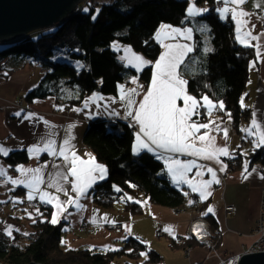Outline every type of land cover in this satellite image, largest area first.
<instances>
[{"label":"trees","instance_id":"obj_1","mask_svg":"<svg viewBox=\"0 0 264 264\" xmlns=\"http://www.w3.org/2000/svg\"><path fill=\"white\" fill-rule=\"evenodd\" d=\"M91 3L92 0L86 1L88 11L79 7L52 29L33 32L8 44L0 43V67L6 58L15 56L35 63L43 70L40 83L24 96L25 102L50 97L72 106L93 93L116 96L118 85H129L136 76L147 86L152 77V66L140 73L125 67L112 44L130 45L137 54L154 63L161 52L154 38L155 32L165 24L193 28L195 50L190 56L198 63L185 72L188 93L198 99L206 95L214 102L222 101L225 111L216 108L214 116L225 120L228 118L226 113H231V125L236 132L240 124L249 120L250 109L241 106V98L255 52L240 46L234 33L226 30L215 11V0H196L198 6L206 4L210 11L195 20H185L187 0H113L101 5L98 13ZM93 16H96L95 20ZM201 25H207L209 31H198ZM205 48L211 51L205 53ZM58 57L65 60L60 61ZM77 62L83 68L78 69ZM200 113V120L208 117L204 110ZM85 132L83 143L96 160L106 166L108 173L106 180L91 189L90 195L96 206L111 209L120 201L118 198L127 193L137 201L146 198L154 206L176 212L187 210L188 195L173 185L163 162L146 152L133 155L134 130L128 123L98 118L89 123ZM250 157L252 162L264 164L263 149L256 150ZM2 159L15 168L25 164L28 156L15 151ZM113 185L122 192H114ZM15 194L23 195V192L18 189ZM124 205L132 214L141 212L140 203L124 200ZM38 208L43 215L35 217L30 235L19 232L11 237L4 235L0 221V264H118L114 262L117 256L136 260L142 252L147 253V261L151 264L162 261L158 253L137 239L127 240L123 248L115 252L68 250L61 243L65 223H48L52 208L45 205ZM136 251L138 256L133 257L132 253Z\"/></svg>","mask_w":264,"mask_h":264},{"label":"crops","instance_id":"obj_2","mask_svg":"<svg viewBox=\"0 0 264 264\" xmlns=\"http://www.w3.org/2000/svg\"><path fill=\"white\" fill-rule=\"evenodd\" d=\"M195 6L199 8H208L206 4L198 6L196 0ZM244 8L250 13H255L250 20V25L254 24L256 26L253 30V34L264 32V23L257 18L264 15V8H254L252 0L244 5ZM220 21L223 22V26L226 30L234 33L235 37V24L231 18L229 17L225 20L220 19ZM163 31L166 30H162V33ZM192 36L194 37V31ZM161 40L165 44L177 42L164 37L163 34ZM155 41L158 43L156 39ZM179 42L192 43L194 45L193 39L191 42L179 39ZM252 43H257V41H253ZM260 43L264 44V39H262ZM158 44L160 45L161 52L164 51L161 43ZM238 44L242 46L240 43ZM116 45L121 48V51L118 52L119 56L125 55L123 51L125 47L130 48L133 53L137 54L130 45ZM251 49L254 50L253 48ZM138 55L140 54L138 53ZM123 62L124 64L127 63V61ZM252 62H255V64L251 69L248 66L249 75L243 95L244 107L250 109L251 115L247 122L240 124L237 132L233 125H231L229 118L220 120L218 117L214 116L215 109H213L211 114H207L208 117L205 120H200L199 116L193 117L198 123L213 121L215 124H220L221 128L226 127L228 129L227 142H225L223 138L222 131L213 130L209 132V135L216 137L217 146L224 147L226 144L229 151L232 152L233 158L229 159L228 157L221 156V165L195 157H179L182 160L196 159L198 164L207 165L216 171V178L219 180V183L212 184L208 189L211 195L201 202L198 193L191 192V189L188 188L186 184H181L179 186L173 184L178 189L189 193L187 197V210L176 212L169 208H163L157 205L154 206L145 198L141 202L146 203H140L141 212L139 214H132L126 209L124 201L115 202L111 209H104L96 206L93 203L92 195H90V189L88 198L81 200V203L84 205L82 211L78 213L75 208H70L69 211L72 215H69L67 219L61 218L59 213L57 215L59 220L58 223L61 221L65 223L62 228L63 233L61 239L65 242L64 245L68 250H95L104 253L106 251H111L106 250L104 245H108L112 249L120 250L127 240L137 239L142 245L158 253L159 256H161L159 253L161 251L166 261L165 264H216L218 257L240 254L246 247L253 244L254 235L252 228L259 216L260 198L264 189V179L260 178L261 166L263 163L252 162V157H250L251 154L247 156L249 151L255 152L256 150L253 151V145L251 143L252 138L246 137L245 133L241 132V129L249 127L253 112L257 114L258 118L264 119V60L256 62L255 55L250 63ZM133 69L135 70V68ZM42 77L43 70H40L35 63H31L22 57L10 56V58H6L2 62V66L0 67V143L13 149L10 153L19 151L26 154L28 160L25 164L19 165L24 166V168H41L43 177L47 181L49 174L56 171V169L52 167V164L62 165L64 163L63 160L58 157H51L46 152H41L38 156L33 155L30 158L27 149L30 146L41 143V137L47 136L49 125L54 126L52 130L55 135L52 138L56 141L57 149L63 140L71 135L74 137V139H71V144L74 146L73 151L82 159L88 160L89 156H87L86 153L91 154V157L95 158L94 154L87 148L85 143H83V137L90 122L98 118L108 121L121 120L128 124L129 121L120 118L123 116V108L118 100L119 92H117L116 96H103L99 93L97 94L105 98H116L117 103L111 104V108L120 112V117L108 115L107 111L103 108L105 103H109L107 100L97 101V103L101 105L100 108H97L96 104L91 103L88 108H85L84 101L93 94L88 95L81 102L76 105L73 104L72 106L70 104L68 106H60L59 101L50 97L44 100H34L32 103L25 102L24 96L40 83ZM138 83L142 85L140 80H138ZM147 86H144L145 91ZM124 87L133 88L136 87V85L130 81L129 85H124ZM70 96L72 95L70 94ZM141 98L142 97H137L138 100ZM20 103H22V105H20ZM178 104L179 106H183L182 101H178ZM61 107L64 109L63 111L59 110ZM73 109H82V111L76 112L73 111ZM200 110L206 112L204 108ZM18 111H21L20 117L14 115V113ZM28 113L35 114L32 120L24 119V116ZM89 113L93 114L91 118H88ZM40 118H43V120ZM43 121H47L48 125H45ZM72 124H75L76 127L71 129L69 133L68 126ZM209 127L214 128V124H210ZM132 129L134 132L138 130L136 128ZM205 131L208 130L201 129L200 134H203ZM238 145L239 147H237ZM241 153H247V155H241ZM149 154L153 156V154ZM0 157V165L8 169V175L14 179H19L20 173L15 170L18 165H16L15 168L9 167L2 159L5 156ZM95 161L99 163L96 158ZM245 162H248L249 171L253 168L256 169L246 180L242 179L241 176ZM99 164L104 165L101 162ZM230 164L231 170L228 168ZM223 165H226V168L221 172L219 168ZM60 170L63 171L64 169ZM195 172L196 170L193 169L192 172L188 173L189 179L195 178L194 182H198L200 179H211V175L207 173V171L203 172L202 177H195ZM169 179L171 181L170 177ZM40 187L53 195L59 196L61 200L66 199L62 193H57L54 189H45L44 185ZM65 187L67 188L69 185H65ZM18 189L22 190L23 195L15 194ZM27 192L28 189L24 188L22 185L13 186L10 183L4 184L0 181V201H4V203H0V221L3 226L1 227L2 231L6 225H12L15 229H19V231H13V233H31V224L33 223V219L35 220V217L38 216L36 208H38L39 205L50 206L52 208V213L55 211L51 204H41L39 199L28 201L26 198ZM192 196H195L197 201L201 203L200 217L208 223L209 231L220 234V238L215 242L216 248L214 251H210L201 244H196L189 237L188 228L191 222L199 216V213L194 212L193 207L189 204ZM13 201L18 202L13 203ZM209 205L214 207L215 215L209 213L207 216H202L201 213L205 212ZM227 206H232L235 212L231 215H227L224 211V207ZM31 208H33V212H31ZM29 213L32 219L28 218ZM105 215L111 223L103 220ZM93 218L96 220L95 224L91 223ZM82 224L85 225V230L81 231L79 227ZM109 225H119L121 226V230L110 231L107 228ZM126 225L131 226V234H128L125 228ZM165 226H171L173 235H169L168 232L164 231ZM157 231L162 232V237L168 236V240L167 238L162 239L158 237L156 235ZM124 236H127V239H122ZM173 236L175 238H173ZM178 238H180L179 241H177ZM126 261L131 264L134 262L133 260L129 261V259H126ZM162 262L163 258L159 264H162Z\"/></svg>","mask_w":264,"mask_h":264},{"label":"snow or ice","instance_id":"obj_3","mask_svg":"<svg viewBox=\"0 0 264 264\" xmlns=\"http://www.w3.org/2000/svg\"><path fill=\"white\" fill-rule=\"evenodd\" d=\"M249 2L250 0H215L218 5L215 11L221 20L231 18L235 24L236 41L243 47L253 48L256 62H258L264 60V44L260 43L264 39V32L253 34L256 26L254 24L250 25V20L255 13H250L244 8V5ZM187 3L185 20H195L210 11L207 7L199 8L195 6V0H187ZM252 3L254 8H264V0H252ZM84 11H88V9L86 8ZM98 12L99 9H97ZM257 18L264 23V15ZM92 19L95 20L96 16H93ZM162 30L166 31L162 33ZM198 31L207 33L209 29L207 25H201ZM192 33L193 28L191 27L176 28L171 25L161 24L154 38L158 43H161L164 51L161 52L154 63L133 53L128 47L123 48L125 55L119 57V59L127 61L125 67H133L137 73H140L145 67L151 65L152 77L146 91L144 86L138 83V76L133 77L131 80V83L135 84L136 87L125 88L124 85H118V100L123 108L122 117H120V112L111 108V104L117 103L116 98H105L93 93L91 97L84 101V107L88 108L91 103L96 104V107L100 108L101 105L97 101H109V103L103 105L109 116L128 120L129 127L138 129L134 132L133 155H139L141 152L153 154L157 160L163 161L167 174L174 185L186 184L191 189V192L198 193L201 202H203L211 195L208 191L211 185L219 183L216 178V171L207 165L198 164L196 159L182 160L179 157H195L222 165L221 156L231 159L233 155L226 144L224 147L217 146L216 137L209 135V132L213 130L222 131L223 138L227 142L228 129L226 127L221 128L220 124H215L213 121L198 123L193 119V117L201 115V108L206 109V114H211L213 109L216 108L220 111H225V109L222 101L214 102L206 95L197 99L187 91L189 82L184 78L185 72L190 71L191 65L198 63V61L190 56L195 50L194 45L192 43H180L179 39L191 42L193 39ZM162 34L164 37L177 42L163 43L161 40ZM253 41H257V43H252ZM113 48L117 52L121 51V48L115 43ZM204 51L206 53L211 51V49L205 48ZM55 58L53 57V59ZM254 64L255 62L250 63V69L254 67ZM77 68H83V65L77 62ZM192 74L195 75L196 73L192 72ZM137 97L142 98L138 100ZM178 101H182L183 106H179ZM241 106L244 107L243 97L241 98ZM59 110L63 111L64 109L61 107ZM21 111L14 113V115L20 117ZM73 111L80 112L82 109H73ZM226 114L231 120V113ZM34 115L33 113H28L24 116V119L32 120ZM92 115V113H89L88 118H91ZM40 119L43 120V118ZM43 122L48 125L47 121ZM210 124H214V128H210ZM53 127L48 126L47 136L41 137L40 144L30 146L27 149L30 158L33 155L38 156L39 153L46 152L51 157H58L63 160L64 163L62 165L52 164L56 171L49 174L47 181L43 177L41 168H24L22 165H18L15 169L20 173L19 179L10 177L8 169L0 165V181L4 184L10 183L13 186L22 185L28 189L26 197L28 201L39 199L41 204H51L55 211L52 213V219L47 222L56 225L59 222L58 213L61 218L67 219L69 215H72L69 211L70 208H75L78 213L82 211L84 205L81 200L87 199L89 190L99 182L106 180L108 173L106 166L97 163L95 158L91 157V154L86 153L89 159L84 160L73 151L74 146L71 144V139H74V137L71 135L64 139L57 149L56 141L52 138L55 135L52 130ZM74 127H76L75 124L68 126L69 133ZM201 129L208 131L200 134ZM241 132L245 133L246 137L252 138L253 151L264 149V119L258 118L255 112H253L249 127L242 128ZM11 151L13 149L0 143V156L6 157ZM241 155H247V153H241ZM225 168L226 165H223L219 168V171L223 172ZM193 169L196 170L195 177H202L203 172L207 171L211 175V179H200L198 182H194L195 178L189 179L188 177V173L192 172ZM255 171L256 169L254 168L249 171L248 162H245L241 173L242 179H248ZM260 178L264 179V176ZM41 185H44L45 189L51 188L57 193H62L66 199L61 200L59 196L43 190L40 187ZM65 185H69V187L66 188ZM129 186L135 187L132 184H129ZM112 187L114 192H122V189L118 186L113 185ZM184 194L186 196L189 195L188 192ZM118 200L146 203L135 200L128 196L127 193L119 197ZM16 202L18 201H13V203ZM0 203H4V201H0ZM191 203L193 201L190 200L189 204ZM36 213L37 215H43L39 208H36ZM209 213L215 215L212 205H209L207 210L201 215L207 216ZM28 218L32 219L30 213ZM103 220L111 223L106 215ZM35 222L33 219V223ZM91 223H96L95 218L92 219ZM125 228L128 234H131V226L126 225ZM202 228L203 226L199 225L194 230H202ZM13 231H19V229H15L12 225H6L3 229V234L11 237ZM164 231L168 232L169 235H173L171 226H165ZM23 234L26 236L30 235L29 233ZM173 238L175 237L173 236ZM122 239H127V236L122 237ZM61 243L65 242L61 241ZM104 248L111 251L119 250L112 249L108 245H104ZM141 255L145 259L148 258L146 252H142Z\"/></svg>","mask_w":264,"mask_h":264},{"label":"water","instance_id":"obj_4","mask_svg":"<svg viewBox=\"0 0 264 264\" xmlns=\"http://www.w3.org/2000/svg\"><path fill=\"white\" fill-rule=\"evenodd\" d=\"M86 0H0V43L62 24ZM30 264H37L31 262ZM238 264H264V253L245 255Z\"/></svg>","mask_w":264,"mask_h":264},{"label":"built area","instance_id":"obj_5","mask_svg":"<svg viewBox=\"0 0 264 264\" xmlns=\"http://www.w3.org/2000/svg\"><path fill=\"white\" fill-rule=\"evenodd\" d=\"M87 1V0H86ZM215 7H218V5L215 3ZM22 105V103H20ZM60 106H65L68 104H64L62 101H59ZM261 176H264V164L261 166ZM261 202H260V212L259 216L257 218V221L255 222L253 226V231L255 234V239L253 241V244L249 247H246L240 254H232V255H225L222 257H218L216 264H238L239 260L243 258L245 255H252L253 253H264V189L261 193ZM191 205L193 206V209L196 210L197 213L200 214L201 211V203L197 201L195 196L191 197ZM224 211L227 215H231L235 212L234 208L232 206L224 207ZM202 225V230H194L197 226ZM80 230H85V225L82 224L80 226ZM108 230H112L114 228H117L118 230H121V226H107ZM188 234L189 237L196 243V244H202L204 247L208 248L210 251H214L216 248V240L220 238V234L218 233H212L209 231L208 223L200 216H198L197 219L191 222L189 228H188ZM157 235L160 236V231L157 232ZM199 237V238H197Z\"/></svg>","mask_w":264,"mask_h":264},{"label":"rangeland","instance_id":"obj_6","mask_svg":"<svg viewBox=\"0 0 264 264\" xmlns=\"http://www.w3.org/2000/svg\"><path fill=\"white\" fill-rule=\"evenodd\" d=\"M112 1L113 0H92V3L91 4H93L94 5V7H95V10H97L101 5H104V3L105 4H110V3H112ZM80 8H84V9H88V7L86 6V1H84V2H82V5H80ZM115 44H119V43H117V42H114ZM113 45V44H112ZM120 45V44H119ZM121 57V56H120ZM59 59L58 60H60V61H64L65 59H64V57H58ZM143 85V84H142ZM144 86V85H143ZM248 153V152H247ZM252 153H254V152H252V151H249V153H248V155L247 156H249L250 154H252ZM228 168H229V170H231L232 168H231V164L230 165H228ZM191 200V199H190ZM199 203H200V201H199ZM192 206V205H191ZM193 207V206H192ZM193 211L194 212H196V210H194L193 209ZM197 213V212H196ZM199 216H200V214H199ZM198 218V217H197ZM114 226H119V225H114ZM1 227H3L2 225H1ZM79 229H81L80 227H79ZM114 230H117V231H120V230H118L117 228H114V229H112V230H110V231H114ZM157 232H159V231H157ZM252 232H253V235H254V239H255V234H254V231H253V228H252ZM13 234V233H12ZM156 235H157V233H156ZM158 236V235H157ZM163 236V234H162V232L160 231V236H158V237H161L162 239L164 238H167V240H168V236L166 237V236H164V237H162ZM180 240V238H178L177 239V241H179ZM162 241H165V240H162ZM129 250H131L132 251V249H129ZM127 251V250H126ZM131 251H129V252H131ZM160 254H161V257L163 258V262H162V264H165V259H164V256H163V253L160 251L159 252ZM133 254V257H136V256H138L137 255V251L135 252V253H132ZM132 257V258H133ZM131 258V259H132ZM126 259H130V258H125V257H123V256H117L116 257V259H115V261L114 262H116V263H118V264H131V263H129L128 261H126ZM129 261H131V260H129ZM136 264H151V263H149L148 261H147V259H145L142 255L141 256H139V258L138 259H136V260H133ZM132 264H134V263H132Z\"/></svg>","mask_w":264,"mask_h":264},{"label":"bare ground","instance_id":"obj_7","mask_svg":"<svg viewBox=\"0 0 264 264\" xmlns=\"http://www.w3.org/2000/svg\"><path fill=\"white\" fill-rule=\"evenodd\" d=\"M202 245V244H201Z\"/></svg>","mask_w":264,"mask_h":264}]
</instances>
